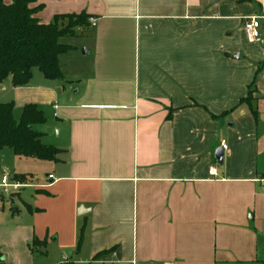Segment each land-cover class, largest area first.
Segmentation results:
<instances>
[{
  "label": "crops",
  "instance_id": "obj_1",
  "mask_svg": "<svg viewBox=\"0 0 264 264\" xmlns=\"http://www.w3.org/2000/svg\"><path fill=\"white\" fill-rule=\"evenodd\" d=\"M38 7L41 24L85 14L91 26L79 31L81 49L60 40L72 47L59 58L62 79L34 70L26 87L12 78L0 87L1 99L13 96L0 104L20 116L38 106L46 123L34 130L59 151L52 162L14 155L45 179L0 165L2 181L25 186L5 193L1 181L3 194L34 190L30 219L0 226L1 264H33L53 248L61 264H264V0ZM251 18L259 42L244 30Z\"/></svg>",
  "mask_w": 264,
  "mask_h": 264
},
{
  "label": "trees",
  "instance_id": "obj_2",
  "mask_svg": "<svg viewBox=\"0 0 264 264\" xmlns=\"http://www.w3.org/2000/svg\"><path fill=\"white\" fill-rule=\"evenodd\" d=\"M37 1L12 0L7 5L0 0V87L8 78H12L15 88L26 87L36 69L48 80L62 79L59 58L72 47L61 44L60 40L75 38L80 30L91 26V17L85 14L60 15L51 24H41L36 14L42 7L33 8ZM251 100L250 93L242 102ZM45 123L44 113L36 105L25 106L17 119L14 103L0 104V150L9 149L18 157L56 161L59 151L44 145L42 135L34 130L35 126ZM20 180L25 182V177ZM38 245L46 248L47 242L35 240L33 247ZM111 252L100 253L95 259Z\"/></svg>",
  "mask_w": 264,
  "mask_h": 264
},
{
  "label": "rangeland",
  "instance_id": "obj_3",
  "mask_svg": "<svg viewBox=\"0 0 264 264\" xmlns=\"http://www.w3.org/2000/svg\"><path fill=\"white\" fill-rule=\"evenodd\" d=\"M67 23V21H65ZM65 44L75 46L78 49H81V43L80 38H73V40H67V42H64ZM70 43V44H69ZM74 44V45H73ZM36 73H39V70H35ZM4 95L0 94V103L3 102H10L13 98L12 94L9 97L1 99V96ZM19 112H15V116L17 119H19ZM13 152L9 149H5L3 152H0V165L5 164L8 165L12 170H17V172L27 173V172H39V178L45 179L46 172L42 169H39V166L35 164L32 160H15ZM2 160V163H1ZM3 178V173L0 170V183ZM3 190L0 189V226H3L6 224L9 220H14L16 222L20 223H26L28 219H30L28 213H27V205L26 204H33V196H34V190L26 189L21 192V196H15V197H9L6 194H3ZM2 193V194H1ZM2 195V196H1ZM20 210L21 213L17 215H13L15 211ZM8 239L7 234L4 231H0V244H6V240ZM53 248V254L48 258L40 257L39 255L35 256L33 261V264H61L60 263V254L54 250ZM5 250V249H4ZM26 264V263H22Z\"/></svg>",
  "mask_w": 264,
  "mask_h": 264
},
{
  "label": "built area",
  "instance_id": "obj_4",
  "mask_svg": "<svg viewBox=\"0 0 264 264\" xmlns=\"http://www.w3.org/2000/svg\"><path fill=\"white\" fill-rule=\"evenodd\" d=\"M260 28H261V25H260V22H259V20L257 18L247 19L245 21V23H244V30L246 32L247 37L251 41H256V42L260 41V38H261ZM221 149L223 151L228 150V145H227V143L225 141H223L221 143ZM211 176H214V177L217 176L216 169H212L211 170ZM50 178H52V177H50ZM260 182L262 183L263 188H264V179L260 180ZM1 187H3L5 189V193H8L9 190L17 191V190H19L21 188H24L25 186H23V185H21L19 183H11L9 181V179L4 178L3 181H2Z\"/></svg>",
  "mask_w": 264,
  "mask_h": 264
},
{
  "label": "water",
  "instance_id": "obj_5",
  "mask_svg": "<svg viewBox=\"0 0 264 264\" xmlns=\"http://www.w3.org/2000/svg\"><path fill=\"white\" fill-rule=\"evenodd\" d=\"M216 158L220 164H223L224 161V151L222 149L218 150L216 153Z\"/></svg>",
  "mask_w": 264,
  "mask_h": 264
}]
</instances>
